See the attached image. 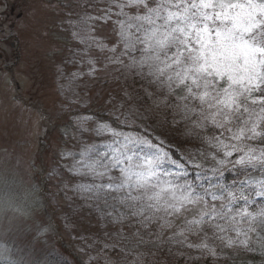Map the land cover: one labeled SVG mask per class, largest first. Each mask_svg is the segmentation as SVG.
Masks as SVG:
<instances>
[{
	"label": "snow or ice",
	"instance_id": "obj_1",
	"mask_svg": "<svg viewBox=\"0 0 264 264\" xmlns=\"http://www.w3.org/2000/svg\"><path fill=\"white\" fill-rule=\"evenodd\" d=\"M68 7L81 10L67 23L83 47L67 62L86 71L70 73L62 87L78 96L79 78L95 80L101 71L124 83L104 114L76 118L77 131L98 142L81 136L80 150L58 153L69 159L53 172L73 174L75 193L97 213L133 223L135 247L154 244V257L165 245L170 254L172 245L187 249L174 254L188 260L215 257L214 241L252 250V236L264 239V0H75ZM101 25L110 32L98 35ZM176 133L185 139L176 141ZM174 141L204 147L185 154ZM194 205L201 207L192 215ZM104 235L103 249L125 254L122 234ZM82 240L81 251L96 262L88 251L99 254L95 240ZM134 255H125L126 264H143V254Z\"/></svg>",
	"mask_w": 264,
	"mask_h": 264
},
{
	"label": "rangeland",
	"instance_id": "obj_2",
	"mask_svg": "<svg viewBox=\"0 0 264 264\" xmlns=\"http://www.w3.org/2000/svg\"><path fill=\"white\" fill-rule=\"evenodd\" d=\"M44 4H47V0L43 1V6L39 4V0L34 1L36 7L42 6V9L34 12L33 20L38 29L27 34L30 30L21 28L28 36L27 39H23L19 31L21 51L25 52H22L23 70L20 69L21 75L17 79L20 85L28 88L25 98L31 102L32 113L0 110V246L10 251L9 259L0 261V264H48L49 262L44 261L45 256L55 261L54 264H60L56 262L60 258L69 260L67 264H106L105 257L110 264H126L125 255L127 261H134L137 258L134 254L139 253L143 254L140 257L143 264H222L225 260L264 264V248L259 246L264 243V239L257 240L256 236L251 237L252 245L255 246L250 251L242 246L228 247L214 241L212 246L216 248L215 257L205 255L188 260L174 254L176 251H188L177 245L171 246L172 254L166 251L168 246L165 245V251L158 252L154 257L149 251H156L154 244L135 247L137 237L134 236L136 229L133 223L114 222L111 217L97 213L92 208V202H85L75 193L72 184L77 181L73 180V174L65 170L61 177L56 174L59 169L53 172L55 164H64L69 159L58 156V153L80 150L78 140L81 136L85 143L98 142L93 133L81 134L77 131L76 118L104 114L112 106V97H115L116 102L120 100L124 82L112 79L118 73L101 71L95 80L86 76L79 78L80 86L76 88L78 96L73 95L67 87H62L67 85L66 77L70 73L86 71L83 65L67 62L73 49L83 47L72 39L71 31L75 29H70L67 23L78 17L55 15L54 7H45ZM80 11L77 8V12ZM89 12L92 15L98 14L91 9ZM109 32L110 25H101L97 29L98 35ZM90 54L95 55V50H90ZM60 71L64 72V76L59 74ZM85 81H88L87 87H84ZM8 87L9 83L5 81L4 88ZM4 102L7 105L8 102ZM148 105H151V101H148ZM7 122L12 124L4 126ZM43 123L46 126L40 136ZM85 127L91 128L94 124L89 122ZM175 137L176 141L185 139L179 133ZM3 145L6 146L5 149ZM175 146L185 154L194 153L196 147H204L198 141L175 142ZM9 157L10 162L7 161ZM194 162H201L205 167L211 166L210 160L203 161L199 156ZM189 167L191 170V166ZM50 173L55 179H48ZM252 175L259 178L257 173ZM61 179L64 180L63 184L60 183ZM230 179L231 176L226 174V182ZM64 184L68 185L67 194ZM200 207L190 206V213L195 215ZM101 208L105 212L111 211L103 204ZM74 210H78V214ZM192 215H188V218L191 219ZM49 224L50 231L41 236L38 229ZM106 232L114 239H119L121 234L126 238L120 242V247L125 248V254H120L119 248H102L101 241L108 242L104 235ZM170 234L169 232L168 235ZM141 235L144 240H154V237L143 233ZM259 236L264 238V231H259ZM84 237L88 238L89 243L94 239L96 247L100 249L99 254L88 250L92 257L97 258L96 262L90 261L89 256L81 251ZM63 245L68 250L64 251ZM190 254L193 257L200 256L194 250Z\"/></svg>",
	"mask_w": 264,
	"mask_h": 264
},
{
	"label": "flooded vegetation",
	"instance_id": "obj_3",
	"mask_svg": "<svg viewBox=\"0 0 264 264\" xmlns=\"http://www.w3.org/2000/svg\"><path fill=\"white\" fill-rule=\"evenodd\" d=\"M17 1L14 0L12 4L9 5L5 4V9L1 13V20H0V40L3 45L7 44L8 40L17 39L19 36V32L17 31L20 23L23 21V19L26 17L25 14V6L18 8L17 10ZM22 8V9H21ZM16 11H18L16 13ZM22 26H26V24H23ZM15 37V38H14ZM9 46L11 48L10 53L8 54L6 52V49H2V52H0V60L3 62L5 68L10 67V65L13 68V65H16V62L19 60L24 59L23 56L20 55L19 51L16 49V42L15 41H8ZM20 49V48H19ZM2 68V66H1Z\"/></svg>",
	"mask_w": 264,
	"mask_h": 264
},
{
	"label": "clouds",
	"instance_id": "obj_4",
	"mask_svg": "<svg viewBox=\"0 0 264 264\" xmlns=\"http://www.w3.org/2000/svg\"><path fill=\"white\" fill-rule=\"evenodd\" d=\"M9 257L10 251L5 247L0 246V261L7 260Z\"/></svg>",
	"mask_w": 264,
	"mask_h": 264
},
{
	"label": "trees",
	"instance_id": "obj_5",
	"mask_svg": "<svg viewBox=\"0 0 264 264\" xmlns=\"http://www.w3.org/2000/svg\"><path fill=\"white\" fill-rule=\"evenodd\" d=\"M222 264H250V263H248V262H241V261H230V260H228V261H224Z\"/></svg>",
	"mask_w": 264,
	"mask_h": 264
}]
</instances>
